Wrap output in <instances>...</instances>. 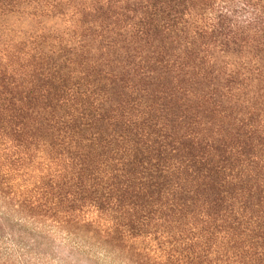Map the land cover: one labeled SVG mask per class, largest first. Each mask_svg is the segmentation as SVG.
Instances as JSON below:
<instances>
[{
    "label": "trees",
    "instance_id": "obj_1",
    "mask_svg": "<svg viewBox=\"0 0 264 264\" xmlns=\"http://www.w3.org/2000/svg\"><path fill=\"white\" fill-rule=\"evenodd\" d=\"M56 242L264 264V0H0V264Z\"/></svg>",
    "mask_w": 264,
    "mask_h": 264
},
{
    "label": "rangeland",
    "instance_id": "obj_2",
    "mask_svg": "<svg viewBox=\"0 0 264 264\" xmlns=\"http://www.w3.org/2000/svg\"><path fill=\"white\" fill-rule=\"evenodd\" d=\"M5 235V234H4ZM79 240L83 237V234H78ZM85 241H83L84 243ZM60 245V246H59ZM54 250L57 252L53 255L55 261H51V264H129L126 261V257L123 256L114 246H104L103 244H94L92 242V248L96 251H99V254H102L104 257L99 259L93 258L91 255L78 253L74 256H68V249L59 243H54L51 245ZM115 254V256L113 254ZM106 254H109L110 257H106ZM68 257V258H67ZM121 258V259H119ZM113 259V261H112ZM123 260V261H122ZM134 264V263H131Z\"/></svg>",
    "mask_w": 264,
    "mask_h": 264
}]
</instances>
